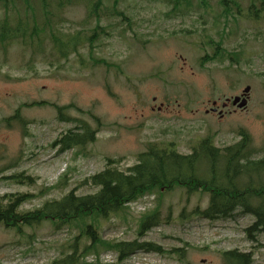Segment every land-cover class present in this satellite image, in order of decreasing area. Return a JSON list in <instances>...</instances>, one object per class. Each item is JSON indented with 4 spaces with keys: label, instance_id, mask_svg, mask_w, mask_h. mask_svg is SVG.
Wrapping results in <instances>:
<instances>
[{
    "label": "rangeland",
    "instance_id": "1",
    "mask_svg": "<svg viewBox=\"0 0 264 264\" xmlns=\"http://www.w3.org/2000/svg\"><path fill=\"white\" fill-rule=\"evenodd\" d=\"M114 1L102 0L97 22L88 16L87 1L57 6L58 0H46L42 6L40 0H30L27 6L15 0L7 10L0 7V20L7 17L11 25L26 20L29 34L26 45L16 41L0 49L1 175L24 173L35 178L32 185L1 180L0 196L38 194L57 181L66 183L64 189H54L24 205L31 208L60 197L102 170L107 157L119 159L117 167L126 170L149 141H173L185 154L207 135H214L218 147L232 144L239 139L241 128L260 150L255 157H264V12L257 20L246 16L250 4L258 9L260 0H233L236 5H231L226 22L219 0H189V8L183 4L173 13H169L173 3L168 0H117L125 18L111 13ZM33 28L39 34L30 41ZM73 36L81 43L76 52H69L71 45L64 41ZM55 39L62 41L59 51ZM215 45L235 51L236 60L213 59ZM247 85L246 110L223 117L204 112L211 100L239 94ZM40 101L73 103L89 110L102 123L95 141L80 151L57 153L52 142L75 123L58 120L54 107L37 105ZM17 110L24 125L1 122ZM85 112L71 108L66 114L95 127ZM260 180L264 182V172ZM93 190L81 186L77 193ZM208 200L207 194L196 192L187 197L177 189L128 204L103 222L99 229L103 239L137 238L139 217L157 206L159 224L140 241H153L165 251L180 248L183 256L179 258L176 250L165 254L139 251L119 263L115 253L101 252L100 264H222L221 251L234 248L253 251V264H264V233L251 242L244 231L253 217L240 209L231 219L209 220L192 214ZM24 231L20 235L0 225V264H53L77 233L65 227L54 230L47 222ZM94 263V255H89L86 264Z\"/></svg>",
    "mask_w": 264,
    "mask_h": 264
},
{
    "label": "trees",
    "instance_id": "2",
    "mask_svg": "<svg viewBox=\"0 0 264 264\" xmlns=\"http://www.w3.org/2000/svg\"><path fill=\"white\" fill-rule=\"evenodd\" d=\"M27 6L30 0H21ZM41 4L46 0H40ZM87 1L90 11L88 16L95 17L98 21V11L102 6V0H58V5L71 4L73 2ZM223 7L224 22L232 12L233 0H219ZM173 3L171 12L179 11L185 4L190 7L189 0H168ZM258 9L253 4L246 10V16L257 20L260 12H264V0H260ZM15 0H0V7L7 10L9 4ZM30 9V8H29ZM116 16L124 13L117 8V0L111 7ZM236 13L241 15V9L236 8ZM46 23L49 19L44 13ZM125 18V17H124ZM27 23L19 21V24L11 25L8 18L0 20V49L5 50L11 43L20 41L26 45ZM29 39L33 41L38 36V31L33 28ZM64 41L71 45L69 52H76L78 41L76 36ZM91 38L89 39V41ZM55 41H58L55 39ZM88 41V42H89ZM93 41L90 42L92 44ZM62 41L56 44L59 47ZM62 56L65 50L62 47ZM235 51H227L219 45H215L213 59L228 58L236 60ZM96 62H105L97 59ZM238 62H232L237 64ZM35 103H30L32 105ZM53 106L57 119L75 123L73 128L60 134L51 144L57 153L71 149L84 148L96 139V133L102 123L100 119L89 110L84 111L75 104L58 105L47 101H40L37 105ZM26 105V104H23ZM74 108L79 112H85L96 123L93 127L82 118L71 117L66 114L68 109ZM19 122L21 119L19 110L1 122ZM239 139L232 144L218 147L214 144V135H207L191 146L189 153H180L173 141L157 142L149 141L145 150L137 154V161L126 170L117 167L119 159L107 157L102 170L86 177L77 186L65 192L58 198L45 199L31 208L24 205L34 198L42 196L54 189H64L66 183L57 181L55 184L44 187L38 194L30 192L6 193L0 196V225L13 229L17 234L25 235L24 228H35L45 222L54 230L65 227L67 230L75 229L77 233L69 238L66 251L53 261V264H86V258L94 255V264H100L101 252H113L116 261L121 263L139 251L154 252L157 254L171 253L176 250L182 257V249L165 251L161 245L148 240L140 241V238L149 229L159 224V209L157 206L141 214L138 219L137 238L132 240H105L99 234L104 221L111 216L118 215L132 203L143 196L165 192L183 190L187 197L199 192L208 195V204L201 208L196 206L192 210L193 215H199L209 220L231 219L238 209L244 214L253 217V221L245 229L246 238L251 242H257V236L264 233V182L260 180L264 172V157H255L260 150L252 145L250 134L244 129L237 131ZM77 154V153H76ZM4 169H0V181L10 179L15 183L32 185L35 178L24 173L1 175ZM66 178V173L63 175ZM242 182V183H241ZM81 186H91L92 192L78 194ZM184 213L182 212V216ZM27 236V235H26ZM29 236V235H28ZM259 247V245H257ZM222 264H253V251H240L237 248L221 251Z\"/></svg>",
    "mask_w": 264,
    "mask_h": 264
},
{
    "label": "flooded vegetation",
    "instance_id": "3",
    "mask_svg": "<svg viewBox=\"0 0 264 264\" xmlns=\"http://www.w3.org/2000/svg\"><path fill=\"white\" fill-rule=\"evenodd\" d=\"M235 96H240V99L238 100V103L241 102L242 99L246 98L247 103L249 99V95L246 96L240 92L239 94H235L229 97L224 98L222 101L218 100H211L210 101V107L208 109H204V112L207 113H216L219 117H223L225 114L230 112H241L246 110V108H238L236 104H233V98ZM154 100V99H153ZM220 102V105H219ZM163 103H160L159 106H157V109L160 110Z\"/></svg>",
    "mask_w": 264,
    "mask_h": 264
},
{
    "label": "water",
    "instance_id": "4",
    "mask_svg": "<svg viewBox=\"0 0 264 264\" xmlns=\"http://www.w3.org/2000/svg\"><path fill=\"white\" fill-rule=\"evenodd\" d=\"M249 92V86H246L244 89H243V95H246L247 93ZM240 99V96H235L233 98V104H237V107L239 108H245L246 106V99H242L241 102L238 103V100Z\"/></svg>",
    "mask_w": 264,
    "mask_h": 264
}]
</instances>
